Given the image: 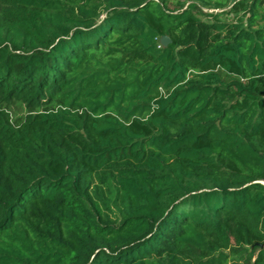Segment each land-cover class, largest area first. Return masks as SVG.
<instances>
[{"label": "trees", "instance_id": "obj_1", "mask_svg": "<svg viewBox=\"0 0 264 264\" xmlns=\"http://www.w3.org/2000/svg\"><path fill=\"white\" fill-rule=\"evenodd\" d=\"M0 264H264V0H0Z\"/></svg>", "mask_w": 264, "mask_h": 264}, {"label": "rangeland", "instance_id": "obj_2", "mask_svg": "<svg viewBox=\"0 0 264 264\" xmlns=\"http://www.w3.org/2000/svg\"><path fill=\"white\" fill-rule=\"evenodd\" d=\"M173 3H172V5H173ZM210 11L211 10H208L206 8H200L199 7L198 10H196L195 12L198 13V15H200L202 18H206L207 15H209V13H211ZM220 12H222V11H220ZM234 18H235V15L221 14V19L222 20H233Z\"/></svg>", "mask_w": 264, "mask_h": 264}, {"label": "water", "instance_id": "obj_3", "mask_svg": "<svg viewBox=\"0 0 264 264\" xmlns=\"http://www.w3.org/2000/svg\"><path fill=\"white\" fill-rule=\"evenodd\" d=\"M160 44L163 48H167L169 45L172 44V40L168 36H163L160 39Z\"/></svg>", "mask_w": 264, "mask_h": 264}, {"label": "built area", "instance_id": "obj_4", "mask_svg": "<svg viewBox=\"0 0 264 264\" xmlns=\"http://www.w3.org/2000/svg\"><path fill=\"white\" fill-rule=\"evenodd\" d=\"M210 12L212 13V12H218V11H210Z\"/></svg>", "mask_w": 264, "mask_h": 264}]
</instances>
